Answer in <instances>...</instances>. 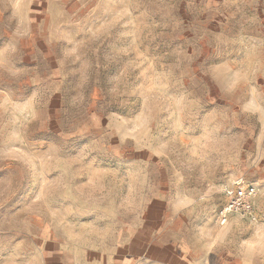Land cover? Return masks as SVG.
Segmentation results:
<instances>
[{
  "label": "rangeland",
  "instance_id": "374dc122",
  "mask_svg": "<svg viewBox=\"0 0 264 264\" xmlns=\"http://www.w3.org/2000/svg\"><path fill=\"white\" fill-rule=\"evenodd\" d=\"M0 264H264V0H0Z\"/></svg>",
  "mask_w": 264,
  "mask_h": 264
},
{
  "label": "built area",
  "instance_id": "2783aa9c",
  "mask_svg": "<svg viewBox=\"0 0 264 264\" xmlns=\"http://www.w3.org/2000/svg\"><path fill=\"white\" fill-rule=\"evenodd\" d=\"M225 194L229 199L226 212L241 213V215L247 216L252 222L258 223V218H256L254 212V201L258 193L254 187L237 185L235 188H227Z\"/></svg>",
  "mask_w": 264,
  "mask_h": 264
}]
</instances>
